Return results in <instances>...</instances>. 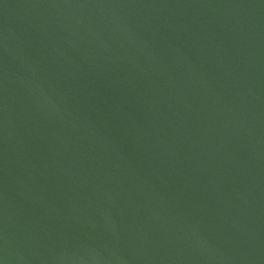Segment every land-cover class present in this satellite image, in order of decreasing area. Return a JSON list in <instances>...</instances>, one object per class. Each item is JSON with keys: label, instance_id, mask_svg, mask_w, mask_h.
I'll return each mask as SVG.
<instances>
[{"label": "water", "instance_id": "obj_1", "mask_svg": "<svg viewBox=\"0 0 264 264\" xmlns=\"http://www.w3.org/2000/svg\"><path fill=\"white\" fill-rule=\"evenodd\" d=\"M0 264H264V0H0Z\"/></svg>", "mask_w": 264, "mask_h": 264}]
</instances>
